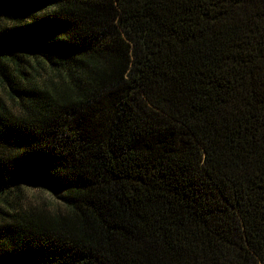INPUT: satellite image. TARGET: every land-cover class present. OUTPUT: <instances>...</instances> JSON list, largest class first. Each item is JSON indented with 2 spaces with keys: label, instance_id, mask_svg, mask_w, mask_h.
Masks as SVG:
<instances>
[{
  "label": "trees",
  "instance_id": "16d2710c",
  "mask_svg": "<svg viewBox=\"0 0 264 264\" xmlns=\"http://www.w3.org/2000/svg\"><path fill=\"white\" fill-rule=\"evenodd\" d=\"M0 200V264H264V0H0Z\"/></svg>",
  "mask_w": 264,
  "mask_h": 264
},
{
  "label": "rangeland",
  "instance_id": "374dc122",
  "mask_svg": "<svg viewBox=\"0 0 264 264\" xmlns=\"http://www.w3.org/2000/svg\"><path fill=\"white\" fill-rule=\"evenodd\" d=\"M25 196L27 199H34L36 201L52 200V195L48 192L35 188L33 186H25ZM0 206L7 208L6 204L0 200Z\"/></svg>",
  "mask_w": 264,
  "mask_h": 264
}]
</instances>
